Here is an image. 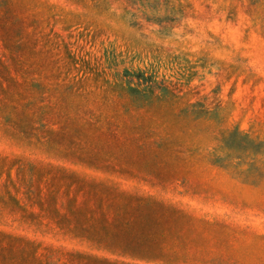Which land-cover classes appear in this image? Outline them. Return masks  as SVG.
Instances as JSON below:
<instances>
[{"label": "rangeland", "instance_id": "374dc122", "mask_svg": "<svg viewBox=\"0 0 264 264\" xmlns=\"http://www.w3.org/2000/svg\"><path fill=\"white\" fill-rule=\"evenodd\" d=\"M9 5L0 264H264V0Z\"/></svg>", "mask_w": 264, "mask_h": 264}, {"label": "trees", "instance_id": "16d2710c", "mask_svg": "<svg viewBox=\"0 0 264 264\" xmlns=\"http://www.w3.org/2000/svg\"><path fill=\"white\" fill-rule=\"evenodd\" d=\"M0 11L8 15V17H4L0 19V41L4 42H11L15 39L18 40L20 37L27 36L28 40L30 38H33L30 42V50H36L39 51L40 43H39V30L35 28L33 32L24 33L25 28L29 25L27 24V20L29 17H24L21 19L19 16H17L16 13L20 12L17 9H13L9 5V0H0ZM10 21V23L8 22ZM37 24V21H35ZM23 46H25L24 42L19 41L16 43V49H23ZM3 49L0 51L2 52ZM262 160H250L248 162V168L246 170V173L249 174L251 177L253 176H259L260 172L262 170V166H259V163H261ZM257 163V164H256ZM239 164H234V171L239 174H245L244 172H241L237 169ZM264 168V167H263ZM235 253V251H234ZM220 264H239L237 261H234L232 263H220Z\"/></svg>", "mask_w": 264, "mask_h": 264}]
</instances>
